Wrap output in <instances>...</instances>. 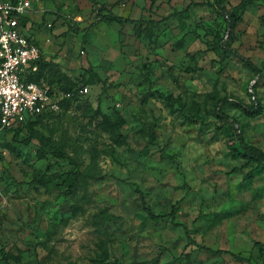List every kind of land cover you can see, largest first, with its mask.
Here are the masks:
<instances>
[{"label":"rangeland","instance_id":"1","mask_svg":"<svg viewBox=\"0 0 264 264\" xmlns=\"http://www.w3.org/2000/svg\"><path fill=\"white\" fill-rule=\"evenodd\" d=\"M207 1L214 0H32L31 31L45 59L57 54L62 70L89 89H78V100L34 127L52 146L36 138L24 143L27 128L0 133V264L154 257L152 264H248L185 249L186 228L199 243L263 264L264 164L244 180L257 164L232 153L233 125L215 115L214 105L229 97L223 109L264 149V0L238 10L231 36ZM240 2L224 3L234 11ZM101 5L162 22L144 23L138 37L132 23L98 20ZM94 21L81 52L85 32L68 30L69 23ZM153 90L171 94L174 108ZM254 96L259 114L233 103H252ZM117 132L127 138L116 140ZM71 172L78 176L72 190ZM174 204L179 225L146 209L163 214Z\"/></svg>","mask_w":264,"mask_h":264},{"label":"trees","instance_id":"2","mask_svg":"<svg viewBox=\"0 0 264 264\" xmlns=\"http://www.w3.org/2000/svg\"><path fill=\"white\" fill-rule=\"evenodd\" d=\"M224 2H225V0H214L213 2L207 1V2H202V3L208 4V5L212 6L213 8L218 7L217 10L224 16L228 36H231L234 28L237 25V23L242 18V15L240 14V12H238V10L246 8L248 5L252 4L253 1L252 0H241V2L236 6V10H234V11H229V9L227 8V6L225 5ZM173 14H180V12L175 11ZM97 16H98V20H101V19L106 17V18L115 20V21L120 22V23H126V22L132 23L133 27H134L135 34L138 37H140L142 34L144 23H146V22H154V23L162 22V20H154V19H147L146 20L143 18H132V17L119 15V14H116L115 12H113L112 9H107L104 5H101L98 7ZM29 19H30L29 17H26L23 19V22L26 23ZM43 22H45V20ZM97 22L98 21H94L87 27H78V26L74 27L71 23H69L68 30H74L76 32H85L84 38H83V47L81 49V52L86 51L85 45L88 42L86 39V31L90 27L96 26ZM56 58H57V54L54 55V57H52L51 59L47 60V59H45V56L43 54L42 58L39 61H37L38 69L33 74H29L27 79L40 81L42 78L46 77V79L49 81V83L58 84L59 87L63 91L71 92L70 96H65L62 100H60V106L61 105L69 106L72 102H74L75 100H78L79 96L77 94V91L80 88V86L78 87V83L76 81L72 80L71 77H69V75H67V73L62 70L61 64L59 62L55 61ZM253 67H254L255 71H257L258 73L262 72V70L259 67H257V66H253ZM149 92H150V94H153V95L157 94L158 96L163 97V99L166 101V103L168 105H170L171 109L174 108L171 94L166 93L162 90H153V91H149ZM227 101H231L229 99V97H227V96L218 98L215 102V105H214V113L222 121L230 122L233 125V132H234V134L238 140V146H232V153L233 154H240L242 156V158L245 159V165H249L250 163H256L257 164L256 167L251 168L246 173L244 180H247L253 174V172L256 170V168L259 165L264 164V149L257 146L256 144L248 141L244 132L238 126V123H239L238 119L236 117H234L233 115H230L229 113H227L223 109L222 103L227 102ZM233 103H235L238 107H241L243 109V111L247 114L256 115V114H259L261 112L260 102H259V100L256 99L255 96H254V102H252V103H247L243 100H237V101H234ZM95 113L100 114L101 109L97 108L95 110ZM48 114H50V113L40 115L38 119H36L34 121H29L25 126L16 127V128H14L8 132H13L14 136H16L18 134L19 130L27 128V130H29L30 133L26 138L22 139V141L24 143H28L31 139L36 138L40 141V143L42 145L52 146L51 137L45 135L42 132H37L34 129V127ZM120 119L123 120L122 116L120 117ZM117 123H118L117 126L120 127L121 122L117 121ZM152 131H153V128H152ZM126 138H127V136L122 134L121 132H117L115 134V139L118 141L124 140ZM56 152L59 153L57 150H56ZM236 169H237V167H234L232 170H230L228 172L229 173L235 172ZM70 174L74 175V182L72 185H70V188L72 190L75 188V183H76V180L78 179V176H77L76 172H71ZM137 188L139 190V187H137ZM140 192H141V196L144 198L143 192L142 191H140ZM145 203H146V201H144V204ZM146 209L148 210L149 215L153 218H158V217H162L165 215H170L172 218L171 220L176 225L180 224V223L175 221L176 212H177V205L176 204H174L172 206V209L170 212H166L163 214H157L150 207H146ZM186 233H187V236L189 237V243L186 245L185 249H187L189 246H195L198 249L207 250V251H210V252L215 253V254H223V253L231 254L232 256H234L238 260L247 261L248 264H252L251 258L244 257L241 254H236L235 252L230 251L229 249H224V248L215 249V248L210 247L208 245L199 243L191 235V231L189 228H186ZM258 246H259L261 254L263 255V253H264L263 243L259 241ZM182 256H183V254L180 257H182ZM157 260H158V257H154L152 259L143 260V261H133V262H130L128 264H152V263H155ZM115 264H124V263L117 261ZM263 264H264V261H263Z\"/></svg>","mask_w":264,"mask_h":264},{"label":"built area","instance_id":"3","mask_svg":"<svg viewBox=\"0 0 264 264\" xmlns=\"http://www.w3.org/2000/svg\"><path fill=\"white\" fill-rule=\"evenodd\" d=\"M32 0H0V133L23 127L60 108L70 96L58 84L28 80L38 69L43 50L30 32ZM80 91L88 86L81 85Z\"/></svg>","mask_w":264,"mask_h":264},{"label":"crops","instance_id":"4","mask_svg":"<svg viewBox=\"0 0 264 264\" xmlns=\"http://www.w3.org/2000/svg\"><path fill=\"white\" fill-rule=\"evenodd\" d=\"M29 18H30L29 21H30V25H31L29 29H30V32L32 33V31H31V30H32L31 27L33 26V22H32V12H31V14L29 15ZM33 31H34V30H33ZM32 35L35 37V39H38L37 36L34 35V33H32ZM37 41H38V40H37ZM38 43H39V42H38ZM43 52H44V51H43ZM43 54H44V53H43ZM44 56H45V55H44ZM57 57H58V56H57ZM49 59H51V58H49ZM55 61H57V58L55 59ZM57 62H58V61H57ZM44 79H45V78H44ZM46 80H47V79H46Z\"/></svg>","mask_w":264,"mask_h":264}]
</instances>
